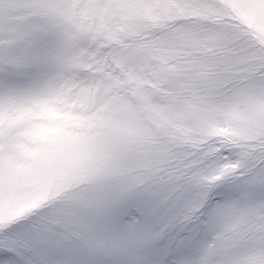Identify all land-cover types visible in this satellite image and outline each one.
I'll return each mask as SVG.
<instances>
[{
  "label": "snow or ice",
  "instance_id": "1",
  "mask_svg": "<svg viewBox=\"0 0 264 264\" xmlns=\"http://www.w3.org/2000/svg\"><path fill=\"white\" fill-rule=\"evenodd\" d=\"M0 264H264V0H0Z\"/></svg>",
  "mask_w": 264,
  "mask_h": 264
}]
</instances>
